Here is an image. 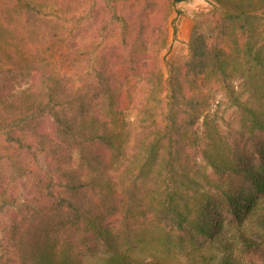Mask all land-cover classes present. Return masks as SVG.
Here are the masks:
<instances>
[{
    "label": "trees",
    "instance_id": "trees-1",
    "mask_svg": "<svg viewBox=\"0 0 264 264\" xmlns=\"http://www.w3.org/2000/svg\"><path fill=\"white\" fill-rule=\"evenodd\" d=\"M47 1L0 0V133L20 152L30 150L36 166L22 167L35 177L33 190L0 198V212H11L0 226V264H161L120 248L136 213L144 230L153 220L165 245L190 250L200 264H264V119L242 117V92L231 85L264 95V0H204L215 28L209 36L195 30L187 59L168 65L157 91L159 118L132 127L140 147L133 160L122 125L137 83L150 75L144 53L129 50L128 72L109 58L91 87L68 85L40 69L38 23L55 8ZM244 4H260L262 16ZM159 15L140 8L121 18L124 44L126 33L143 43L150 16ZM127 76L132 83H124ZM222 105L235 111L225 117ZM116 159L135 167L141 193L161 176L154 206L141 205L134 187L117 195ZM229 223L236 230L227 237Z\"/></svg>",
    "mask_w": 264,
    "mask_h": 264
},
{
    "label": "rangeland",
    "instance_id": "rangeland-1",
    "mask_svg": "<svg viewBox=\"0 0 264 264\" xmlns=\"http://www.w3.org/2000/svg\"><path fill=\"white\" fill-rule=\"evenodd\" d=\"M47 2L54 4L55 8L53 12L50 11L40 17V23H38V35L45 60L41 62L40 69L52 71L57 76L60 75L68 85L78 88L91 87L96 79L100 63L108 61L109 58H114L118 62L117 68L121 71L128 72L130 65L126 63L125 58L129 50L134 48L144 53L145 64L142 67L150 75L137 83L138 88L135 92L133 91L134 93L125 105L128 107L125 108L123 120L125 125H122L124 129L123 137H121L123 146L126 145L129 149V157L126 158L133 160L136 155L140 154L134 128L143 127L150 120L158 119V115L161 114L159 112H162V104L157 101L159 100L157 91L161 88V86L158 87L160 80L167 75L168 65L181 63L187 59L188 43L195 30L209 36L211 34L209 30L215 28L210 22L211 13L207 11L209 5L204 0H188L176 3L174 6L169 5L166 0H48ZM245 6L246 4L243 7ZM140 8H144L148 13L159 11L160 15L156 19L150 16L147 22L149 31L143 43L140 40L131 42L134 36L126 33L124 36L127 43L124 44L121 18L127 17L132 11ZM245 9L251 14L256 13L258 17L262 16L260 4L246 6ZM177 10L180 14H177ZM234 25L237 24L234 23ZM225 32H230V29ZM3 74L0 73V81L6 78ZM151 74L154 75V79ZM131 81L130 76L124 79V83ZM231 85L235 90L242 92L240 95L244 105L240 110L242 117L249 120V116L256 115L264 119L263 93L253 94L247 86L235 80ZM222 98L220 93L215 96V100ZM225 107L222 105L218 110V113L225 110V117L232 115L235 111V108L225 109ZM107 109L110 108L107 107ZM215 109L213 104L211 112ZM233 119L235 118L231 116L230 121ZM129 122L133 123L126 125ZM234 122L237 123L238 119ZM32 156L30 150L20 152L14 143H8L4 135L0 133V198H22L24 192L33 190L30 186L34 185L35 177L30 173L28 175L27 169L22 168L23 165H28L29 170L36 169ZM112 162L113 166L120 168L115 172L119 184L117 195H120L126 188L134 187L138 191L136 192L138 197L144 198L141 205L154 206L155 198H160L161 191H163V187H160L161 176L152 179L149 192L141 193V186L144 184L138 178L135 167L131 166L134 169L128 171L127 167L120 164L117 159ZM34 193L38 194L36 190ZM86 198L97 203L106 201V198L92 194H86ZM112 199L113 197H110L108 202ZM260 206L264 209V203ZM136 214L134 216L137 220L140 214ZM10 218V210L6 213L0 212V226L9 223ZM136 220L133 232L127 238L123 237L120 243L121 249L148 260H158L161 264H200L196 256L194 258L191 256L190 250L165 245L156 235V225L153 220L145 221L147 224L145 230L138 225V222L136 223ZM235 230L236 225L226 224L223 235L227 237L234 235ZM5 243L0 240V249ZM215 250L216 248L211 251ZM240 257L243 258L242 254Z\"/></svg>",
    "mask_w": 264,
    "mask_h": 264
}]
</instances>
